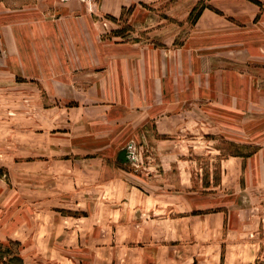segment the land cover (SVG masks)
Returning a JSON list of instances; mask_svg holds the SVG:
<instances>
[{"label": "rangeland", "instance_id": "rangeland-1", "mask_svg": "<svg viewBox=\"0 0 264 264\" xmlns=\"http://www.w3.org/2000/svg\"><path fill=\"white\" fill-rule=\"evenodd\" d=\"M124 2L57 0L52 18L48 0H0V264H113L116 221L175 202L147 200L151 178L188 188L177 212L264 216L231 189L255 176L218 185L264 131V0Z\"/></svg>", "mask_w": 264, "mask_h": 264}, {"label": "crops", "instance_id": "crops-1", "mask_svg": "<svg viewBox=\"0 0 264 264\" xmlns=\"http://www.w3.org/2000/svg\"><path fill=\"white\" fill-rule=\"evenodd\" d=\"M55 1L57 0H48L46 4L52 18L56 12L51 4H54ZM124 1L111 0V3L114 4L116 11H119L127 5ZM101 3L102 0H98V4ZM36 4L34 3V5ZM60 11L64 12V19H76L87 23L88 16L91 17V14L82 6L76 9L69 5L62 6ZM206 15L210 16L205 9L200 13L198 19H202ZM139 89L137 90L138 94L147 91V87H142L143 90ZM127 94H130V91ZM245 94L247 93L244 91ZM155 125L165 132L171 130V126L161 120L157 122L155 120ZM245 129L247 127L244 125V133H246ZM248 129L250 131V126ZM245 140L243 139V141ZM258 143L259 147L256 151L243 158L239 171L237 165L240 162H237L238 159L226 160V169L223 167L219 186H223L225 178L227 179L231 174L236 175L240 172L246 178V182L247 178L255 176L258 180L256 188L251 183L240 186V183L236 181L231 189L233 192L241 191L244 196H248L249 200L255 199L250 195V192L258 191L259 200L264 199V131L258 136ZM161 156L165 159L163 153ZM230 163H234V166L230 167ZM150 180L152 181L147 183L146 190L153 191V193L145 195L147 200L164 201L169 198L174 199L175 202L163 209L160 206H154L147 210L149 212L146 215L118 219L113 233L115 236L120 232L128 233L129 238L124 239L120 245L114 246L113 264H256L260 248L255 250L253 242L256 238L264 240V216H238L220 212L209 214L177 212V208L184 205L181 200L187 196L188 188L183 190L176 184L174 189L169 190L166 187L168 185L156 183L153 178ZM98 184L108 185L109 182ZM125 185L131 186V184ZM236 185H239V188ZM136 189L140 191V187L136 186ZM262 207L264 208V205ZM118 246L120 247L118 248ZM120 248L123 249L122 252L119 251ZM251 249H254L256 256L248 263L244 261L242 263L244 254L253 253ZM234 256L237 258L235 259Z\"/></svg>", "mask_w": 264, "mask_h": 264}, {"label": "water", "instance_id": "water-1", "mask_svg": "<svg viewBox=\"0 0 264 264\" xmlns=\"http://www.w3.org/2000/svg\"><path fill=\"white\" fill-rule=\"evenodd\" d=\"M128 155H129V153H128L127 150H121L118 153L117 158H118L119 161H121L123 163H126L129 160Z\"/></svg>", "mask_w": 264, "mask_h": 264}, {"label": "trees", "instance_id": "trees-1", "mask_svg": "<svg viewBox=\"0 0 264 264\" xmlns=\"http://www.w3.org/2000/svg\"><path fill=\"white\" fill-rule=\"evenodd\" d=\"M203 8H205V7H203ZM202 8V9H203ZM202 9L201 10H198L197 11V13H196V7H194L192 10H191V12H190V17H189V19L190 18H194V20H193V22L195 23L196 22V20H197V18L199 17V15H200V12L202 11Z\"/></svg>", "mask_w": 264, "mask_h": 264}, {"label": "built area", "instance_id": "built-area-1", "mask_svg": "<svg viewBox=\"0 0 264 264\" xmlns=\"http://www.w3.org/2000/svg\"><path fill=\"white\" fill-rule=\"evenodd\" d=\"M61 2H67L69 0H60ZM79 2H82V3H91L93 2L94 0H78Z\"/></svg>", "mask_w": 264, "mask_h": 264}, {"label": "bare ground", "instance_id": "bare-ground-1", "mask_svg": "<svg viewBox=\"0 0 264 264\" xmlns=\"http://www.w3.org/2000/svg\"><path fill=\"white\" fill-rule=\"evenodd\" d=\"M130 157V154L128 155V158Z\"/></svg>", "mask_w": 264, "mask_h": 264}]
</instances>
